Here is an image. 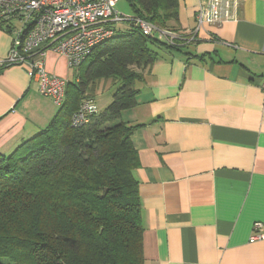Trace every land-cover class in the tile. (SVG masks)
<instances>
[{
  "label": "crops",
  "instance_id": "obj_1",
  "mask_svg": "<svg viewBox=\"0 0 264 264\" xmlns=\"http://www.w3.org/2000/svg\"><path fill=\"white\" fill-rule=\"evenodd\" d=\"M201 1L178 0L184 46L159 49L121 116L140 125L144 264H264V240H251L264 224V0H240L237 20L193 35ZM11 44L0 28V63ZM46 69L65 77L67 58L48 52ZM38 86L22 66L0 72V154L58 114Z\"/></svg>",
  "mask_w": 264,
  "mask_h": 264
},
{
  "label": "trees",
  "instance_id": "obj_2",
  "mask_svg": "<svg viewBox=\"0 0 264 264\" xmlns=\"http://www.w3.org/2000/svg\"><path fill=\"white\" fill-rule=\"evenodd\" d=\"M134 16L178 33L170 44L129 29L100 43L68 82L65 101L49 126L9 155L0 154V264H144L136 127L122 112L137 103V81L159 49L184 46L178 0H129ZM0 66V72L7 68ZM119 82L112 102L88 123L71 117L94 100L101 81ZM95 102V101H94Z\"/></svg>",
  "mask_w": 264,
  "mask_h": 264
},
{
  "label": "built area",
  "instance_id": "obj_3",
  "mask_svg": "<svg viewBox=\"0 0 264 264\" xmlns=\"http://www.w3.org/2000/svg\"><path fill=\"white\" fill-rule=\"evenodd\" d=\"M119 0H0V28L12 36V44L1 65L22 66L38 82L41 94L61 107L68 79L46 69L48 52L62 54L70 68H79L96 46L116 33L117 24L133 21L144 35H156L175 44L179 34L160 29L140 18L126 17L116 10ZM240 0H203L196 11L192 34L205 25H222L238 19ZM194 40V37H192ZM94 100H84L72 117L77 127L97 113ZM252 241L264 240V224L255 222Z\"/></svg>",
  "mask_w": 264,
  "mask_h": 264
},
{
  "label": "rangeland",
  "instance_id": "obj_4",
  "mask_svg": "<svg viewBox=\"0 0 264 264\" xmlns=\"http://www.w3.org/2000/svg\"><path fill=\"white\" fill-rule=\"evenodd\" d=\"M116 10L126 17L134 16L135 13L129 0H119L116 5ZM117 28H120L122 31H127L130 28L129 22H120L117 24ZM68 68L69 71L65 78H67L72 85H76L79 77L80 68H70L69 66ZM119 86V82H115L111 79L101 81L96 96L94 98V101L97 104L98 112L104 111L107 106L112 102L113 95Z\"/></svg>",
  "mask_w": 264,
  "mask_h": 264
}]
</instances>
